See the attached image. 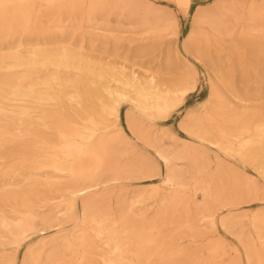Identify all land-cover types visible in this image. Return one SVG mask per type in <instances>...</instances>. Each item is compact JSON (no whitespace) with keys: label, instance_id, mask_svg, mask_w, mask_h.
I'll list each match as a JSON object with an SVG mask.
<instances>
[{"label":"bare ground","instance_id":"bare-ground-1","mask_svg":"<svg viewBox=\"0 0 264 264\" xmlns=\"http://www.w3.org/2000/svg\"><path fill=\"white\" fill-rule=\"evenodd\" d=\"M261 61L264 0H0V264H264Z\"/></svg>","mask_w":264,"mask_h":264},{"label":"rangeland","instance_id":"rangeland-1","mask_svg":"<svg viewBox=\"0 0 264 264\" xmlns=\"http://www.w3.org/2000/svg\"><path fill=\"white\" fill-rule=\"evenodd\" d=\"M208 1L202 0L203 3H208ZM195 14H196V11H195V8L193 7L192 12L189 16V20H186V19H184V17H182L181 22L184 25L183 35L189 30L191 24L193 23V21L195 19ZM117 30H118L117 31L118 36L124 42V46H123V50H122L123 52H120L121 55L118 58L108 57V55H104V54L103 55H99V54L95 55L96 57L105 59L104 62L115 61V60L118 62H123V60H124L123 56L125 55V52L128 50V36H130L131 34L128 33V27L126 25L117 28ZM158 51H160V50H158ZM158 51H156V53ZM149 60H150V57L146 56V57H140V58L135 59V62H136L137 66H140V65L146 66L147 65V66H150L153 68L156 63L149 65L148 64ZM129 65H131V64H129ZM253 67H255V69L259 73H262V74L264 73V61H261V63L256 62L255 64H253ZM197 69H198L199 74L201 76L200 86L198 89L199 91L195 95L191 96L192 98H189V101L186 102V104L179 111H176L169 119H167V121L159 122V126L169 125L175 133H177L179 136H181L183 138H187V136L179 129V127H178L179 120H181L185 116L186 111L190 106L198 105L199 102L204 101V99H206L210 95L212 88H214V76H215V74H214L213 70L210 69L209 66H206L205 63H203V62L198 63ZM177 73H179V72H177ZM257 79L258 78L254 77V73L249 75L247 78H245V80L240 77L239 73H236V76H235L236 88L240 91L244 90V89H248V90L253 91L255 88V84L258 83ZM249 104L264 107V101H255V102H250ZM125 109H126V107L123 108V110H125ZM124 122L125 121H123V123ZM245 171L249 175L255 176L256 179L259 181V183L264 187V183L261 182L260 174L256 173L255 170L251 166H247L245 168ZM138 186H140L139 183H131L130 187L133 190V189L137 188ZM256 206L257 205H252V207H256ZM211 238L212 239H224L228 245L227 250H232V253H233V254L229 255L227 260L228 261L229 260L230 261L235 260V258L237 257L236 254L240 252V250H239L240 244H239L237 235L228 234V233L224 232V230L219 228L217 232H215L214 234L208 235L205 239L209 240ZM201 243L203 244L204 241H202ZM194 247H196V246H194ZM237 251H239V252H237ZM243 252L244 251L241 249L242 257L244 256ZM204 254L206 255V253H204ZM20 256H22V252H21ZM243 264H246V263L244 262Z\"/></svg>","mask_w":264,"mask_h":264}]
</instances>
